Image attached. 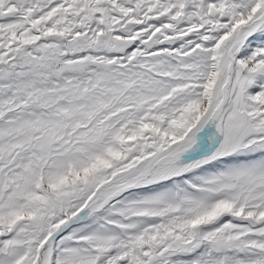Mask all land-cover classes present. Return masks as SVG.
Instances as JSON below:
<instances>
[{
	"label": "snow or ice",
	"instance_id": "obj_1",
	"mask_svg": "<svg viewBox=\"0 0 264 264\" xmlns=\"http://www.w3.org/2000/svg\"><path fill=\"white\" fill-rule=\"evenodd\" d=\"M0 264H264V0H0Z\"/></svg>",
	"mask_w": 264,
	"mask_h": 264
}]
</instances>
